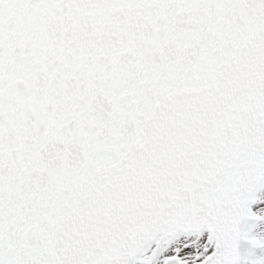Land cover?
Wrapping results in <instances>:
<instances>
[{
    "label": "snow or ice",
    "instance_id": "1",
    "mask_svg": "<svg viewBox=\"0 0 264 264\" xmlns=\"http://www.w3.org/2000/svg\"><path fill=\"white\" fill-rule=\"evenodd\" d=\"M0 264H264V0H0Z\"/></svg>",
    "mask_w": 264,
    "mask_h": 264
}]
</instances>
